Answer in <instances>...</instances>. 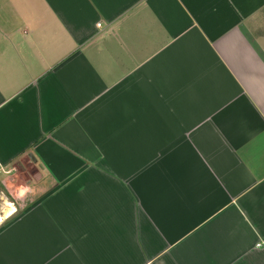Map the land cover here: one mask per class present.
<instances>
[{
    "label": "crops",
    "instance_id": "obj_1",
    "mask_svg": "<svg viewBox=\"0 0 264 264\" xmlns=\"http://www.w3.org/2000/svg\"><path fill=\"white\" fill-rule=\"evenodd\" d=\"M0 180V264H264V0H0Z\"/></svg>",
    "mask_w": 264,
    "mask_h": 264
},
{
    "label": "rangeland",
    "instance_id": "obj_2",
    "mask_svg": "<svg viewBox=\"0 0 264 264\" xmlns=\"http://www.w3.org/2000/svg\"><path fill=\"white\" fill-rule=\"evenodd\" d=\"M1 192H2V193H1ZM7 199L12 200V197H11V195L6 191V187H5V185H3V183H2L1 180H0V203H1V204H5V201H6ZM1 204H0V205H1Z\"/></svg>",
    "mask_w": 264,
    "mask_h": 264
},
{
    "label": "bare ground",
    "instance_id": "obj_3",
    "mask_svg": "<svg viewBox=\"0 0 264 264\" xmlns=\"http://www.w3.org/2000/svg\"><path fill=\"white\" fill-rule=\"evenodd\" d=\"M2 217L4 218V216L2 215ZM2 217H0V220L3 219Z\"/></svg>",
    "mask_w": 264,
    "mask_h": 264
}]
</instances>
